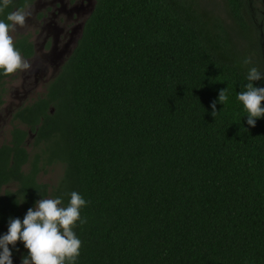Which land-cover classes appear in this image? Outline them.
I'll return each instance as SVG.
<instances>
[{
    "label": "trees",
    "instance_id": "obj_1",
    "mask_svg": "<svg viewBox=\"0 0 264 264\" xmlns=\"http://www.w3.org/2000/svg\"><path fill=\"white\" fill-rule=\"evenodd\" d=\"M32 1L11 0L0 20ZM225 2L233 24L198 0H94L44 92L11 113L0 236L37 200L66 207L75 191L87 202L75 264H264V117L248 125L237 99L251 67L264 74L262 30L250 0ZM13 44L33 54L27 34ZM58 162L57 181L39 179Z\"/></svg>",
    "mask_w": 264,
    "mask_h": 264
},
{
    "label": "clouds",
    "instance_id": "obj_2",
    "mask_svg": "<svg viewBox=\"0 0 264 264\" xmlns=\"http://www.w3.org/2000/svg\"><path fill=\"white\" fill-rule=\"evenodd\" d=\"M11 3L2 0L0 13ZM26 14L22 9L7 15L6 23L0 20V69L5 76L17 70H28L30 64L23 60L9 35L10 28L17 25L23 27ZM243 63H252L245 58ZM264 79L256 67H251L247 74L246 90L238 93L237 99L242 102L247 112V124L255 127L257 118L264 117V87L255 86L254 82ZM228 95L226 89L219 92L218 101L211 105L212 115L215 116L217 102L226 104ZM86 201L75 191L70 193L69 204L64 207L60 198L40 199L34 208H29L23 220L10 219L8 231L0 236V264H13L12 251L9 245L16 246L22 241L27 249V255L22 257V264H75L79 256L81 241L77 238L73 227L79 220L81 224L86 219L80 217V209L86 206Z\"/></svg>",
    "mask_w": 264,
    "mask_h": 264
},
{
    "label": "rangeland",
    "instance_id": "obj_3",
    "mask_svg": "<svg viewBox=\"0 0 264 264\" xmlns=\"http://www.w3.org/2000/svg\"><path fill=\"white\" fill-rule=\"evenodd\" d=\"M199 3L205 8L216 13L220 17L224 18L229 23H234L231 14L226 6V0H198ZM251 10L253 15L257 18L258 28L262 30V39L260 44L264 46V0H250ZM27 17V16H26ZM260 24V25H259ZM21 26L17 25L15 28H10L9 35L13 37L19 31ZM31 33V32H29ZM252 37L253 33H249L246 30L240 29V32L234 34L239 43L247 45V40L244 36ZM248 46V45H247ZM70 51V50H69ZM68 52H65L66 56ZM250 51V50H249ZM252 56H256L255 52L251 53ZM67 57V56H66ZM36 63L33 61L32 68L28 70H17L11 76L6 78L5 86L6 93L4 95V103L0 107V141H7L10 137V128L12 125L10 112L18 104L30 101L37 95L41 94L45 90V82L40 80L35 82V78H45L50 76L58 63L62 59L58 53L53 52L50 48L39 49L37 53ZM47 70V74H43V70ZM30 70V71H29ZM62 164L54 163L49 166L46 171L40 172L38 177L40 180L46 181L49 184H53L60 177L62 173ZM44 199H53L51 196H46ZM13 264H22V260L18 257H12Z\"/></svg>",
    "mask_w": 264,
    "mask_h": 264
},
{
    "label": "flooded vegetation",
    "instance_id": "obj_4",
    "mask_svg": "<svg viewBox=\"0 0 264 264\" xmlns=\"http://www.w3.org/2000/svg\"><path fill=\"white\" fill-rule=\"evenodd\" d=\"M93 4L94 0H33L22 8L27 17L24 26L19 29L16 35L20 33L27 34L29 40L32 41L33 54L22 57L24 61L30 64V69L33 61L35 63L38 61L37 53L39 49L48 47L62 57L58 63L59 65L50 76L45 78L36 77L35 82L43 80L46 83L58 71L61 63L74 47L81 33L84 20L90 13ZM16 10L18 9L14 8L12 12ZM68 51L69 53L64 56L65 52ZM47 72V70H43L44 75ZM3 103L4 101L0 104V107ZM12 111L10 112V118Z\"/></svg>",
    "mask_w": 264,
    "mask_h": 264
},
{
    "label": "water",
    "instance_id": "obj_5",
    "mask_svg": "<svg viewBox=\"0 0 264 264\" xmlns=\"http://www.w3.org/2000/svg\"><path fill=\"white\" fill-rule=\"evenodd\" d=\"M94 5V4H93Z\"/></svg>",
    "mask_w": 264,
    "mask_h": 264
}]
</instances>
